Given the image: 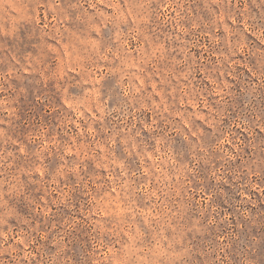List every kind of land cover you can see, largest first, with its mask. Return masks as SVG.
Segmentation results:
<instances>
[{"label": "rangeland", "instance_id": "rangeland-1", "mask_svg": "<svg viewBox=\"0 0 264 264\" xmlns=\"http://www.w3.org/2000/svg\"><path fill=\"white\" fill-rule=\"evenodd\" d=\"M0 264H264V0H0Z\"/></svg>", "mask_w": 264, "mask_h": 264}]
</instances>
